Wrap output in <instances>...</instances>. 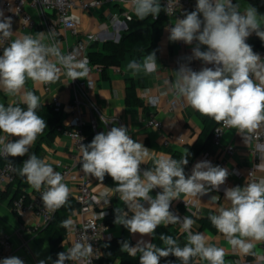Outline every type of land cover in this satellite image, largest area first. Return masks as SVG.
<instances>
[{"label":"clouds","instance_id":"1","mask_svg":"<svg viewBox=\"0 0 264 264\" xmlns=\"http://www.w3.org/2000/svg\"><path fill=\"white\" fill-rule=\"evenodd\" d=\"M130 5L138 20L149 16L157 18L162 11L159 0H130ZM167 30L171 42L183 41L187 45L196 42L191 56L187 57L189 62L195 59L205 65H214L196 71L188 64H181L174 71L176 79L170 85L179 98L201 115L241 133H251L264 125V58L246 42L253 33L264 41V14L248 3L241 10L239 0L236 3L233 0H196L195 10L184 12L183 18H177ZM13 33L11 17H5L0 11V38H10ZM201 46H206V50ZM87 64V59L77 60L75 54H63L59 42L45 44L33 35L14 39L0 55V90L7 95H20L21 103L26 105L25 109L0 103V133H3L0 155L28 156L16 170L36 191L45 188L40 197L46 210L55 211L65 206L70 189L63 182L64 176L46 159L34 153L29 155L31 146L47 124L36 111L40 107L39 97L33 91H24V86L29 79L37 84L52 83L61 74L72 81L82 79L89 74ZM128 68L134 74L141 70L148 74L156 72L155 51L149 52L142 63L131 61ZM9 137L19 139L12 141ZM80 152L81 171L85 175L95 177L101 185L108 175L115 183V188L105 186L100 194L104 204L109 205L112 196L119 194L127 208L114 209V223L142 237L135 246L127 240L120 241V251L130 257L139 253V264H160L161 258L170 255L180 264H200L201 261L225 264V250L209 244L205 234L193 233L196 220L189 216L181 219L170 207L181 194L191 199L218 190L229 176L226 168L203 160L186 174L187 157L177 160L160 154L154 159L152 168L141 171L140 166L153 154L142 142L131 138L125 126H113L96 134L90 143L80 144ZM257 167L264 170V164ZM156 188L162 191L153 197L151 193ZM224 198L230 206L220 207L218 214L209 216V220L234 250L251 254L256 242H264V178L226 188ZM94 199L99 203L100 198ZM218 199L211 196L212 201ZM177 223L181 231L187 233V243L183 247L171 235L163 233L159 236L163 247L143 239L152 237L158 226ZM62 226L71 229L72 221L65 220ZM93 253L92 245L84 238L83 242L76 241L67 251L58 253L52 264H92ZM0 264L25 262L11 256L0 260ZM38 264H46V261L39 260Z\"/></svg>","mask_w":264,"mask_h":264},{"label":"crops","instance_id":"2","mask_svg":"<svg viewBox=\"0 0 264 264\" xmlns=\"http://www.w3.org/2000/svg\"><path fill=\"white\" fill-rule=\"evenodd\" d=\"M4 1L10 0H0V11H3L4 16L7 17L6 8L3 5ZM236 2L237 0H233V3ZM239 2L241 10H243V7L247 3L251 4L249 0H239ZM25 9L32 14L37 23L33 28L24 29L19 22H13L12 31L14 33L12 41L23 35L38 36L45 44L59 42L61 51L65 55L79 41L85 42L88 46V51L93 49L92 44L95 42L98 44V48H101L105 41L112 40L118 42L122 35L128 31L129 22L138 21L130 4L122 5L111 0H106L98 6L76 8L75 11L80 16L78 33L73 34L71 31L62 30L60 37L52 39L38 10L32 8L28 0L25 1ZM125 12L129 13L130 19L125 17ZM114 16H117L119 19L114 21ZM176 19L175 17H167V23L161 29L157 48L150 51H155L156 54V72L148 74L141 70L138 74H134L133 70L128 68V64L133 61L132 54L124 50L120 63L118 65H111L107 69L106 76L100 67L93 65L89 70L88 76L82 78L92 81L93 85L84 90L86 97L81 94L80 98L85 100L88 97L101 112V115H99L91 106L83 104L82 109L86 114L85 119L88 120L91 116H95L99 121L100 132L108 130L106 122L112 127H127L131 138L142 142L153 154L151 159L140 166L142 171L152 168L154 166V159L158 158L160 154H167L176 159L175 153H185L187 146L193 144L198 139L205 127L204 117L206 116L201 115L186 103L183 109L170 110L169 107V100L174 96V92L170 87L171 82L176 79L174 71L178 70L181 64H186L185 59L191 56L192 48L196 44L194 41L192 45H180L178 41L171 42L168 39L170 33L167 28L173 26ZM7 46H2L0 43V55H2L3 48ZM201 49L206 50V46H201ZM145 56L141 57L137 62L142 63ZM195 61L200 67L208 66L202 61ZM131 82L134 84L136 95L140 99L139 104H130L128 102L127 88ZM75 87L74 80L72 81L65 74H61L58 80L46 84H37L29 79L24 86V91H33L39 97L40 103H53L54 97H57L61 101L62 112L65 115L63 122L64 124H69L75 115L73 107L75 105ZM0 103H3L5 106L9 104L17 105L21 103V97L20 95H7L4 91L0 90ZM150 117L159 119L162 122V126L158 128L147 125V119ZM177 134H182L187 139H178L176 138ZM0 135H3V133H0ZM9 139L15 141L19 137H9ZM228 145H232L234 148L232 154L226 152V146ZM253 146L251 133H241L237 129L228 128L225 130L220 144L214 145L212 143L206 151L202 152L192 162L189 174L193 166L198 161H202L203 155L213 160L227 159L228 178L231 186H244V184L249 183L245 173L258 161V158L252 152ZM33 147L34 144L31 148ZM0 158L5 157L0 155ZM38 158L46 159L52 166L61 163L62 166L70 167L73 173H77L78 168L73 160V141L67 134H57L49 141H44ZM236 167L241 170V174H236L233 171ZM255 175L257 177L263 176L264 170L260 168L256 169ZM67 185H70V183ZM105 186L112 188L106 184L101 185L93 177L94 191L101 194L105 190ZM160 191L162 190L156 188L152 190L151 195L155 197ZM35 192L36 190L19 174L10 183H0V233H6L11 236L16 252L21 256L25 264H38V261L42 259L46 261V264H52V261L57 259V257L54 254L51 240L40 232L42 228H37L36 219L33 216H24L15 210L13 206L12 200L17 194L24 193L29 199L30 195ZM211 196H217L215 190L201 197L191 199L181 194L178 200L171 202L170 211L180 216L181 219L184 216H189L196 220V217L206 216L207 214H218L220 207L230 206V202L224 198V195L219 196L217 201H212ZM116 207H124L127 210L126 206L119 199V194H114L109 205H107L108 210L113 213L114 219V209ZM69 219L72 221V224L78 220L77 209ZM114 219L105 229L103 241L120 238L129 241L131 245L135 246L136 242L142 239L139 234L133 235L122 225H116ZM168 226L179 229L181 236L176 240L178 245L183 247L187 243V233L181 231L179 223L169 224ZM68 230L69 228H67L59 241L64 251H67L73 243V236L68 233ZM192 232L205 234L208 237L209 244L223 248L226 253L224 258L225 264H236L240 260L251 264H264V260L258 259V256L263 251L261 242L255 243L251 254H242L229 245L223 234L200 228L197 220L192 226ZM143 239L151 240L152 242V237H143ZM49 256L52 258L51 260H47ZM137 256L139 257V253ZM200 264H207V261H201Z\"/></svg>","mask_w":264,"mask_h":264},{"label":"built area","instance_id":"3","mask_svg":"<svg viewBox=\"0 0 264 264\" xmlns=\"http://www.w3.org/2000/svg\"><path fill=\"white\" fill-rule=\"evenodd\" d=\"M26 0H10L4 1V7L7 11V17H11L12 23L19 22L22 28H33L36 25V20L31 13L25 9ZM106 0H28L29 5L38 10L42 17V20L47 28L48 33L52 39H57L62 35V30L71 31L73 34H77L79 31L78 24L80 22V16L75 11L76 8H90L93 6L101 5ZM117 2L118 4H130V0H111ZM160 5L163 14L167 17L183 18L184 12H191L195 10L196 0H160ZM166 8V9H165ZM165 9V10H163ZM170 9V11H169ZM125 17L130 19L128 12L124 13ZM119 18L113 17L114 21ZM257 36L253 33L246 42H248L252 37ZM13 36L7 39L0 38V43L2 46L9 45L12 42ZM180 45H184L183 41H178ZM264 58V47L255 51ZM75 54L77 60L87 59L89 70L93 67L90 63L88 55V46L85 42L79 41L75 43L68 51L67 54ZM186 64L193 70L199 71L202 67L198 65L195 60L188 61L187 57L185 59ZM95 66V65H94ZM180 67V66H179ZM207 67H214V65H208ZM75 83V115L72 122L67 125L63 133L67 134L73 141V160L78 170L77 173H73L70 167L62 166L61 163L53 166L54 170L60 172L64 176V183L70 189V196L75 199L78 204V220L72 224L71 229L68 230L73 236V243L76 241H84V238L92 245L94 249L92 264H101L100 260L103 256L104 250L102 246V241L104 238L105 229L108 223L104 220L105 216L109 214L107 205L104 204L103 198L100 194L93 189V177L85 175L81 171V152L80 144H85V135L82 130V126L85 123H89L95 130L96 134L99 131V121L95 116H91L88 120L85 119V112L82 109L83 104L91 106L94 111L101 115L99 108L93 104V102L87 97L85 100L80 98V95H85V89L93 85V82L86 79H76ZM86 101V102H85ZM53 103L58 110L62 111L61 101L54 97ZM185 102L179 98L175 93L174 96L169 100L170 110L183 109L185 107ZM114 119V118H112ZM107 124L108 130L111 129V125ZM147 125L161 127L162 122L155 118L150 117L147 119ZM228 129L222 124H218L213 132L212 143L214 145L220 144L222 136L225 130ZM176 138L181 140H186L185 136L182 134H177ZM251 138L253 141V154L258 158V161L245 173L246 178L249 183L264 178V175L257 177L255 175L256 169H259L257 165L264 164V125H261L258 129L251 132ZM86 145V144H85ZM226 152L232 154L234 148L232 145L226 146ZM5 158H9L4 156ZM202 161H210L213 166L219 165L227 169L228 161L227 159L213 160L208 158L206 155L202 156ZM236 174H241L239 168H234L233 170ZM16 167L15 165L7 161L0 165V183L7 184L16 179ZM231 183L229 178L225 181L223 185L219 187L216 191L217 197L224 195V190L230 188ZM45 188H41L40 191H36L30 195L29 199L26 194H20L13 200V206L15 210L19 211L22 215L33 216L36 219L37 228L46 227L53 219L56 212L46 210L41 199V193ZM69 196V197H70ZM94 198H100L99 203L96 202ZM104 212L105 215L102 216L101 213ZM72 243V244H73ZM261 247L263 249L262 253L258 256L259 260H264V242H261ZM17 256L21 258L16 252L13 245L11 236L6 233H0V260L6 257ZM22 259V258H21ZM67 264H72V262H67ZM236 264H251L247 261L240 260Z\"/></svg>","mask_w":264,"mask_h":264},{"label":"trees","instance_id":"4","mask_svg":"<svg viewBox=\"0 0 264 264\" xmlns=\"http://www.w3.org/2000/svg\"><path fill=\"white\" fill-rule=\"evenodd\" d=\"M249 1L257 8L259 13H264V0ZM166 23L167 17L163 14V11L159 13L157 18L149 16L144 20L130 21L128 24V31L122 35L120 41H105L101 48H98V44L96 42L92 44L93 49L88 51L90 63L100 67L103 74L106 76L107 69L111 65H118L120 63L122 52L124 50H127L132 54L133 60L138 61L141 57L148 55L151 50L157 48L161 36V29ZM247 43L253 47L254 52L264 47V41H262L258 36L252 37ZM127 91L128 102L130 104H139L140 99L136 95L135 86L132 82L129 84ZM17 105L26 109V105L23 103H19ZM36 111L39 116L45 119L47 124L44 132L37 137L34 147L29 150V155L34 153L38 156L42 150V143L44 141H49L57 134H62L64 129L67 128V125L63 122L65 116L64 113L61 110H58L53 103H40V107L37 108ZM204 121L205 127L198 139L193 144L187 146L185 153L174 154L177 160L184 157H187L189 160V163L185 166L186 174H189L192 162L212 144L213 132L218 123L209 117H204ZM82 130L85 135V144L90 143L96 135L95 130L89 123H85L82 126ZM27 158V155L24 157H9L8 159L0 158V165L10 161L17 169ZM16 173L18 175L17 170ZM103 183L115 188L114 181L108 175H105ZM18 195L19 194L15 197ZM76 209H78V204L75 199L70 196L68 203L56 210L52 221L46 227L40 229V232L51 240L52 248L56 257L58 253L64 251V248L60 245L59 241L67 228L62 226V222L69 220V217L74 214ZM209 216H211V214L196 217V220L199 222L200 228L217 232V230L212 226ZM113 219L114 216L111 212L104 218L108 224H111ZM162 233L165 235H171L174 239L181 236L178 228H171V226L165 227L164 225L158 226L156 232L152 236V242L161 247L164 246L162 241L159 240V236ZM120 241H122L120 238L102 241L104 253L100 260L101 264H139L138 256L130 257L127 253L120 251ZM105 245L108 246L105 247ZM169 262H171V264H180L178 259L172 255L160 259V264H169Z\"/></svg>","mask_w":264,"mask_h":264}]
</instances>
